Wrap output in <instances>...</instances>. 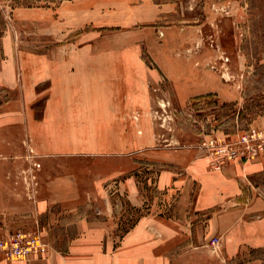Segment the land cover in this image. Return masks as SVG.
<instances>
[{"label": "crops", "instance_id": "0c3cea01", "mask_svg": "<svg viewBox=\"0 0 264 264\" xmlns=\"http://www.w3.org/2000/svg\"><path fill=\"white\" fill-rule=\"evenodd\" d=\"M190 33L188 28L168 27L160 41L161 33L155 32L146 42L153 68L124 52L107 58L31 59L34 68L25 75L20 60L0 58V89L13 94L0 104V240L17 230L38 229L50 245L45 257L0 264H195L192 259L203 256L213 239L223 241L231 224L242 233L239 246L264 245L259 240L264 218L247 221L240 208L233 223L229 212L230 202L243 205L246 187L250 191L252 178L264 173V155L236 159L214 170L211 159L196 146L154 147L147 137H134V130L148 127L142 126V119L156 106L148 88H133L141 78L163 87L154 90L158 101L171 92L180 105L212 94L222 103L241 102L239 82L228 85L207 60L204 43L193 41ZM37 77H44L43 86V81H33ZM165 82L172 90L164 89ZM40 99L45 103L38 117ZM26 144L42 161L108 157L111 163L126 162L114 168L113 178L133 171L136 159L152 162L160 167L158 188L170 204L141 210L128 224L132 210L121 209L112 195L101 191L92 200L97 204L88 207L76 196L86 193L82 185L59 177L51 181L47 171L38 175L41 185L24 191L20 173L9 165L19 160ZM124 192L132 195L131 188ZM249 222L260 231L246 240L243 231Z\"/></svg>", "mask_w": 264, "mask_h": 264}, {"label": "rangeland", "instance_id": "374dc122", "mask_svg": "<svg viewBox=\"0 0 264 264\" xmlns=\"http://www.w3.org/2000/svg\"><path fill=\"white\" fill-rule=\"evenodd\" d=\"M168 27L188 28L193 41L204 43V53L214 64V71L228 85L239 82L242 100L222 103L212 94L180 105L170 92L171 96L158 101L154 90L163 87L151 80L147 84L141 78L134 81L133 88H148L153 95L150 102L157 109L149 108L150 113L142 119V126L148 127L134 130V137H147L154 147L196 146L207 154L201 145L211 137L232 140L251 127L264 126V0H0V58L20 60L25 75L34 68L31 59L107 58L124 52L143 58L153 68L146 42L155 32L161 33L158 40L163 41L162 33ZM33 81L45 84L44 77ZM163 86L172 90L166 82ZM20 92L23 99L25 91ZM12 97V93L5 94L0 89V104ZM44 103L45 99H40L36 104L38 117ZM107 158L42 161L26 144L9 170L20 173L24 191L34 184L41 185L38 175L42 171L51 173V181L56 182L55 177H59L70 185H82L86 193L76 196L84 199L88 207L97 204L92 200L101 191L106 197L112 195L121 209L132 210L128 224L135 222L141 210L170 204L171 200L164 198L158 188L159 166L136 159L133 171L113 178L114 168L125 166L126 162L111 163ZM251 182L255 190L252 185L248 186L250 191L246 187L243 205L236 200L230 202V222H236L240 208H244L247 221L264 218V173L255 175ZM125 187L131 188L132 195L124 192ZM90 188L91 194L87 193ZM234 225L229 226L219 251L214 253L211 241L208 242L203 256L192 259L195 264H264V245L239 246L242 233ZM245 225L246 240L252 239L254 230L260 231L251 222ZM260 238L264 241V233Z\"/></svg>", "mask_w": 264, "mask_h": 264}, {"label": "built area", "instance_id": "2783aa9c", "mask_svg": "<svg viewBox=\"0 0 264 264\" xmlns=\"http://www.w3.org/2000/svg\"><path fill=\"white\" fill-rule=\"evenodd\" d=\"M211 159V167L220 170L228 163L243 159L250 161L264 155V128L251 127L232 140L211 137L202 143ZM213 252L221 247L219 238L211 241ZM50 245L40 230H17L0 240V260L30 261L45 257Z\"/></svg>", "mask_w": 264, "mask_h": 264}]
</instances>
